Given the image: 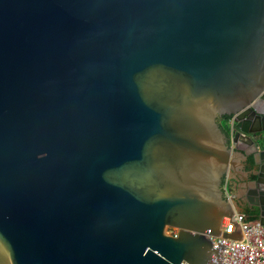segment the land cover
Wrapping results in <instances>:
<instances>
[{
	"label": "water",
	"instance_id": "1",
	"mask_svg": "<svg viewBox=\"0 0 264 264\" xmlns=\"http://www.w3.org/2000/svg\"><path fill=\"white\" fill-rule=\"evenodd\" d=\"M243 204L264 226V0H0V264H219Z\"/></svg>",
	"mask_w": 264,
	"mask_h": 264
},
{
	"label": "built area",
	"instance_id": "2",
	"mask_svg": "<svg viewBox=\"0 0 264 264\" xmlns=\"http://www.w3.org/2000/svg\"><path fill=\"white\" fill-rule=\"evenodd\" d=\"M229 127V143L233 147L235 141L234 118H226ZM223 194L226 201L231 202L233 195L228 189V180L223 182ZM230 222L238 224L242 239L235 241L229 238L211 236L212 248L223 246L219 264H264V226L257 219H248L245 214L236 213ZM181 264H187L182 262Z\"/></svg>",
	"mask_w": 264,
	"mask_h": 264
},
{
	"label": "crops",
	"instance_id": "3",
	"mask_svg": "<svg viewBox=\"0 0 264 264\" xmlns=\"http://www.w3.org/2000/svg\"><path fill=\"white\" fill-rule=\"evenodd\" d=\"M234 188H235V186L233 185V187H232L231 190H230L229 182H228V189H229L230 193L233 195V199H232V201H231V202H228V201H227V202L229 203V205H231V207H234V205H235V201H237L238 199H242V197L244 198V191H243L241 188H239L238 192H235ZM240 208H241V207H240ZM236 213H242V214H245L247 217L251 218L252 220L255 219V217L252 218L253 213L248 214V213L245 211V209H242V208L239 209V212L234 211V214H236ZM234 214H233V215H234ZM249 218H248V219H249Z\"/></svg>",
	"mask_w": 264,
	"mask_h": 264
},
{
	"label": "flooded vegetation",
	"instance_id": "4",
	"mask_svg": "<svg viewBox=\"0 0 264 264\" xmlns=\"http://www.w3.org/2000/svg\"><path fill=\"white\" fill-rule=\"evenodd\" d=\"M223 121H224V117L219 118V120H218V122H219V126H220L221 122H223ZM222 131H223V130H222ZM224 180H225V177L222 179V186H223V182H224ZM228 182H229V187H230V190H231V188L233 187V184H232V182H231L230 180H228ZM221 188H222V191H223V187H221ZM234 190H235V192H238L239 188L235 186ZM237 201H238V200H237ZM240 205H241V204H240ZM245 207H246V206H245L244 204L241 206V208H245Z\"/></svg>",
	"mask_w": 264,
	"mask_h": 264
},
{
	"label": "trees",
	"instance_id": "5",
	"mask_svg": "<svg viewBox=\"0 0 264 264\" xmlns=\"http://www.w3.org/2000/svg\"><path fill=\"white\" fill-rule=\"evenodd\" d=\"M226 118H227V117H224V121L221 122L220 127H221V129L223 130V132H224L225 134L228 135V133H229V127H228L227 123L225 122V119H226ZM248 218H249V217H248ZM252 218H254V216H252ZM249 219H251V218H249Z\"/></svg>",
	"mask_w": 264,
	"mask_h": 264
}]
</instances>
